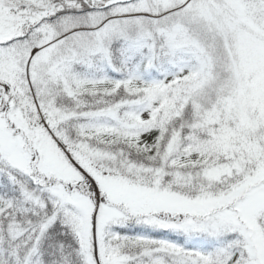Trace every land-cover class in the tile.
<instances>
[{"label":"snow or ice","instance_id":"6c2138e0","mask_svg":"<svg viewBox=\"0 0 264 264\" xmlns=\"http://www.w3.org/2000/svg\"><path fill=\"white\" fill-rule=\"evenodd\" d=\"M0 264H264V0H0Z\"/></svg>","mask_w":264,"mask_h":264}]
</instances>
